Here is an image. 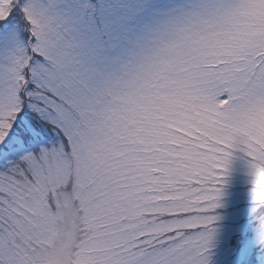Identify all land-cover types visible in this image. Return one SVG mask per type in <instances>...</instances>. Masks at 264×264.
Wrapping results in <instances>:
<instances>
[{"label": "snow or ice", "instance_id": "1", "mask_svg": "<svg viewBox=\"0 0 264 264\" xmlns=\"http://www.w3.org/2000/svg\"><path fill=\"white\" fill-rule=\"evenodd\" d=\"M234 151L264 249V0H0V264H209Z\"/></svg>", "mask_w": 264, "mask_h": 264}, {"label": "rangeland", "instance_id": "2", "mask_svg": "<svg viewBox=\"0 0 264 264\" xmlns=\"http://www.w3.org/2000/svg\"><path fill=\"white\" fill-rule=\"evenodd\" d=\"M165 0H161V3ZM247 158L234 151L222 185L209 264H264V249L256 244L257 201ZM264 211V209H260Z\"/></svg>", "mask_w": 264, "mask_h": 264}]
</instances>
